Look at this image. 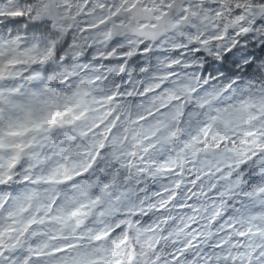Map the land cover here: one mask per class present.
Listing matches in <instances>:
<instances>
[{
    "label": "clouds",
    "instance_id": "obj_1",
    "mask_svg": "<svg viewBox=\"0 0 264 264\" xmlns=\"http://www.w3.org/2000/svg\"><path fill=\"white\" fill-rule=\"evenodd\" d=\"M0 264H264V0H0Z\"/></svg>",
    "mask_w": 264,
    "mask_h": 264
}]
</instances>
